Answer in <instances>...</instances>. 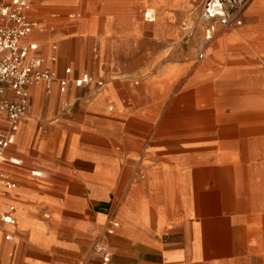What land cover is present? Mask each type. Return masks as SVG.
Here are the masks:
<instances>
[{"label":"crops","instance_id":"crops-1","mask_svg":"<svg viewBox=\"0 0 264 264\" xmlns=\"http://www.w3.org/2000/svg\"><path fill=\"white\" fill-rule=\"evenodd\" d=\"M28 1L21 44L68 84L27 88L14 126L0 112V264H98L111 219L110 264H264V126L237 119L264 114V0L211 42L205 0Z\"/></svg>","mask_w":264,"mask_h":264},{"label":"built area","instance_id":"built-area-1","mask_svg":"<svg viewBox=\"0 0 264 264\" xmlns=\"http://www.w3.org/2000/svg\"><path fill=\"white\" fill-rule=\"evenodd\" d=\"M251 0H205L199 12L198 19L201 38L205 42L214 39L218 28L234 29L242 25L240 18L242 11ZM30 3L28 0H0V98L10 92L11 100L0 102L2 112L10 126L17 124L27 113L26 89L40 84L47 87L56 79L61 87L68 84V78H56L55 73L44 65L46 59L36 55V45H22L21 40L32 33L36 22L29 18ZM145 17H150L145 13ZM151 20V18H149ZM197 27L183 25V29L190 37L197 34ZM49 62L55 57L50 56ZM69 76V68L64 70ZM91 78L87 74L73 79L76 87L88 86ZM102 82H97L100 87ZM12 135L8 131L0 130V187L12 190L14 184L9 175L2 170L5 163V150L12 143ZM16 164L17 162L11 161ZM9 207V212L13 211ZM5 223H14L13 218L6 213L0 214ZM119 227L118 222L111 219L103 233L92 246V254L98 257V264H110L111 255L106 239L113 236Z\"/></svg>","mask_w":264,"mask_h":264},{"label":"rangeland","instance_id":"rangeland-1","mask_svg":"<svg viewBox=\"0 0 264 264\" xmlns=\"http://www.w3.org/2000/svg\"><path fill=\"white\" fill-rule=\"evenodd\" d=\"M263 84V87H264V82H262ZM264 92V90H263ZM262 99L264 100V94H262ZM237 119H241L243 121H247L248 123H251V122H254L256 120H258V122L262 123L263 126H264V114H261V113H249V112H244V113H241V114H238L237 115ZM263 132H264V129H263ZM244 146V145H243ZM260 149H262L264 151V144L261 145ZM136 178L134 177H127V178H122V183L124 185V187L126 185H129L131 181H134ZM262 196V198L264 199V192L260 194ZM111 208L114 210V211H119V204L117 205L115 202H112L111 200V203L110 205ZM119 220V218H117Z\"/></svg>","mask_w":264,"mask_h":264}]
</instances>
